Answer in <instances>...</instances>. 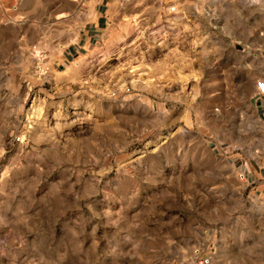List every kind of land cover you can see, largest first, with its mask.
Masks as SVG:
<instances>
[{
    "label": "rangeland",
    "instance_id": "374dc122",
    "mask_svg": "<svg viewBox=\"0 0 264 264\" xmlns=\"http://www.w3.org/2000/svg\"><path fill=\"white\" fill-rule=\"evenodd\" d=\"M260 8L0 0V264H264Z\"/></svg>",
    "mask_w": 264,
    "mask_h": 264
},
{
    "label": "crops",
    "instance_id": "0c3cea01",
    "mask_svg": "<svg viewBox=\"0 0 264 264\" xmlns=\"http://www.w3.org/2000/svg\"><path fill=\"white\" fill-rule=\"evenodd\" d=\"M203 1V0H200ZM259 22H263L262 27L264 28V10L262 7L260 8V13H258ZM263 19V21H262ZM101 25L100 22L94 23V27H99ZM168 25L164 24V28H166ZM89 34H83L80 38L81 41H85L87 45L91 44V37L88 36ZM193 79L192 74L185 75L184 78H182V84L185 83V81H191ZM264 80V76H263ZM180 83V82H179ZM260 115V118L264 120V96H261L257 92L253 94L252 100H251ZM234 161H232L233 165H235L236 168H239L241 171H243L244 174H247L248 181H250L251 177H254V181L252 183H256L259 185L260 193H264V154L261 152L257 153V156L254 158H242L240 154H233Z\"/></svg>",
    "mask_w": 264,
    "mask_h": 264
},
{
    "label": "built area",
    "instance_id": "2783aa9c",
    "mask_svg": "<svg viewBox=\"0 0 264 264\" xmlns=\"http://www.w3.org/2000/svg\"><path fill=\"white\" fill-rule=\"evenodd\" d=\"M258 6L264 10V0H253ZM256 88L259 95L264 96V80H258L256 82Z\"/></svg>",
    "mask_w": 264,
    "mask_h": 264
}]
</instances>
